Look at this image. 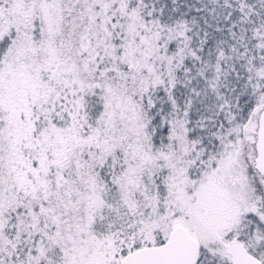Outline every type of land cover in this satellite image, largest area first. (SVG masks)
Wrapping results in <instances>:
<instances>
[{
    "label": "snow or ice",
    "instance_id": "snow-or-ice-1",
    "mask_svg": "<svg viewBox=\"0 0 264 264\" xmlns=\"http://www.w3.org/2000/svg\"><path fill=\"white\" fill-rule=\"evenodd\" d=\"M0 264H264V0H0Z\"/></svg>",
    "mask_w": 264,
    "mask_h": 264
}]
</instances>
